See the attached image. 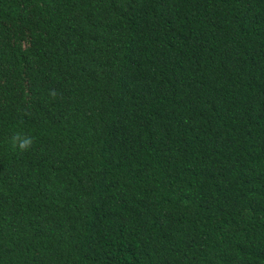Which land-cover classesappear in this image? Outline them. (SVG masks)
<instances>
[{"label":"trees","instance_id":"trees-1","mask_svg":"<svg viewBox=\"0 0 264 264\" xmlns=\"http://www.w3.org/2000/svg\"><path fill=\"white\" fill-rule=\"evenodd\" d=\"M0 264H264V0H0Z\"/></svg>","mask_w":264,"mask_h":264},{"label":"clouds","instance_id":"clouds-1","mask_svg":"<svg viewBox=\"0 0 264 264\" xmlns=\"http://www.w3.org/2000/svg\"><path fill=\"white\" fill-rule=\"evenodd\" d=\"M31 142H32V141H31L30 138H29V139H26V140H24V141L21 143L20 147H21L22 149H24V148L30 146Z\"/></svg>","mask_w":264,"mask_h":264}]
</instances>
